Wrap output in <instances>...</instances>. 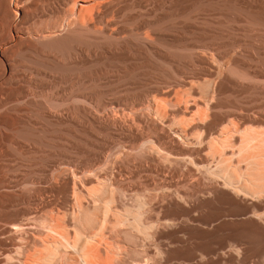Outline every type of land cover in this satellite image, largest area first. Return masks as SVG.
<instances>
[{
  "label": "bare ground",
  "instance_id": "bare-ground-1",
  "mask_svg": "<svg viewBox=\"0 0 264 264\" xmlns=\"http://www.w3.org/2000/svg\"><path fill=\"white\" fill-rule=\"evenodd\" d=\"M136 1L0 0V55H5L0 57V91L10 83L6 61L12 48L54 59L67 49L75 53L84 43L110 45L114 56L127 52L119 42H110L116 19L108 17ZM249 1L264 10V0ZM227 3L217 7L226 8ZM42 4L54 5L49 19L29 26ZM251 19L242 17L248 24ZM145 38L139 35L131 44L153 50L152 34ZM202 52L198 61L204 68L185 79L174 77L167 89L146 90L140 104L149 112L132 118L144 131L125 133L112 122L98 126L116 136L96 159L107 165L104 171L121 169L135 156L149 170L195 178L192 190L159 185L132 192L109 184L100 167L62 161L53 165L47 186H10L1 180L0 264H264V113L220 115L223 94L250 95L256 86L246 81L249 73L237 70L234 61L227 70L221 54ZM169 59V73H179L176 60ZM45 64L54 70L61 66ZM163 72L155 68L141 75L159 83ZM200 82H212L206 96L196 84ZM127 109L117 112L127 115ZM17 110L0 98V141L28 133L25 119L20 117V125L14 126ZM46 193L51 198H44ZM202 209L208 214L202 215Z\"/></svg>",
  "mask_w": 264,
  "mask_h": 264
},
{
  "label": "rangeland",
  "instance_id": "rangeland-1",
  "mask_svg": "<svg viewBox=\"0 0 264 264\" xmlns=\"http://www.w3.org/2000/svg\"><path fill=\"white\" fill-rule=\"evenodd\" d=\"M223 1L228 2L227 7L218 8ZM131 4L108 17L116 19L110 26L109 33L115 37L110 42L116 41L128 48L120 56L111 54L110 45L94 43L82 44L75 53L67 49L57 59L32 52V55L18 53L17 47L7 52L6 71L10 83L0 91V98L5 106L19 109L15 115L18 122L14 126L25 119L29 131L0 141V181L6 180L10 186L18 182L27 188H31L33 182L50 185L52 167L59 161L104 171L107 165L96 159L103 146L116 136L98 126L112 122L125 133H130V129L135 133L144 131V127L132 118L134 113L145 115L149 112L140 104L146 90L156 86L167 89L172 87L174 77L185 79L201 70L205 65L198 58L208 49L221 54L222 66L227 70L226 67L235 62L237 70L249 73L246 81L256 86L250 95L223 94L217 108L220 115L234 111L255 114L260 110L264 113V10L249 0H138ZM53 9L52 4H42L28 25L46 22ZM244 16L252 17L250 24L242 20ZM149 33L154 39L153 50L146 51L142 46L131 44L139 35L146 39ZM1 43L0 35V49ZM204 43L209 47H201ZM0 57L4 59L5 55ZM168 57L176 60L174 64L181 70L179 73H169L173 64ZM46 62L61 63V66L54 70ZM155 68L165 71L159 83L143 79L141 72H154ZM196 84L204 96L212 89V82ZM123 108H128L127 115L118 114ZM133 157L135 159L121 169L104 171L109 184L114 182L132 192L159 185L184 193L192 190L195 178L185 180L181 175L149 170L146 162ZM43 197L51 198V195L46 193ZM130 201L135 204L134 199ZM201 214L207 215L208 210L202 209Z\"/></svg>",
  "mask_w": 264,
  "mask_h": 264
}]
</instances>
